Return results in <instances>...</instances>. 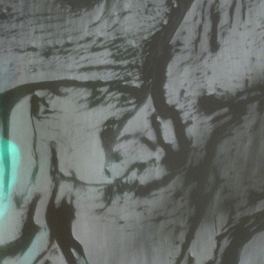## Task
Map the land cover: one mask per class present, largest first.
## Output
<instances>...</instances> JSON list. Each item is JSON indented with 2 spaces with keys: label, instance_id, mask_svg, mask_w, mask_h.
Listing matches in <instances>:
<instances>
[{
  "label": "water",
  "instance_id": "95a60500",
  "mask_svg": "<svg viewBox=\"0 0 264 264\" xmlns=\"http://www.w3.org/2000/svg\"><path fill=\"white\" fill-rule=\"evenodd\" d=\"M0 264H264V0H0Z\"/></svg>",
  "mask_w": 264,
  "mask_h": 264
}]
</instances>
